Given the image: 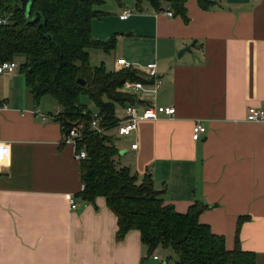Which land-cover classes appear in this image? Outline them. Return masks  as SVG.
<instances>
[{"label":"crops","instance_id":"obj_1","mask_svg":"<svg viewBox=\"0 0 264 264\" xmlns=\"http://www.w3.org/2000/svg\"><path fill=\"white\" fill-rule=\"evenodd\" d=\"M208 1L186 0V19L168 4L160 11L146 2L133 11L134 0L96 5L92 35L118 40L109 52L96 49L106 69L125 58L150 83L147 66L155 62V102L174 108L172 117L138 121L115 146L139 180L151 174L176 211L205 203L198 220L228 250L243 217L241 248L264 264V126L246 119L249 107L264 109V0ZM45 96L35 101L20 64L0 76V142L8 146L0 161V264H174L167 249L148 253L136 229L117 240V217L103 196L92 203L77 195L80 162L62 142L56 101L43 104ZM196 122L206 128L199 139L192 138Z\"/></svg>","mask_w":264,"mask_h":264},{"label":"trees","instance_id":"obj_2","mask_svg":"<svg viewBox=\"0 0 264 264\" xmlns=\"http://www.w3.org/2000/svg\"><path fill=\"white\" fill-rule=\"evenodd\" d=\"M100 1L33 0L27 12L18 0H0V62L22 57L26 86L36 102L45 95L56 101L55 119L63 131L74 121H89L91 110L81 103V94L88 95L103 116L105 132L86 131L80 143L87 156L79 161L84 187L77 195L92 203L103 196L117 217V240L136 229L148 253L171 249L174 264H255V253L243 250L238 238L243 217L237 222L235 246L228 250L224 238L198 220L208 207L205 203L195 201L180 213L164 203L149 172L139 180L129 167L116 162L118 149L108 131L117 124V107L135 103L134 96L118 88L126 80H146L131 66L108 70L103 62L90 64V49L109 52L116 45L115 34L107 40L92 35V20L101 16L96 9ZM122 1L116 0L118 4ZM145 2L157 11L168 4L186 19V0H134V6L140 10ZM198 2L202 7L210 3Z\"/></svg>","mask_w":264,"mask_h":264},{"label":"built area","instance_id":"obj_3","mask_svg":"<svg viewBox=\"0 0 264 264\" xmlns=\"http://www.w3.org/2000/svg\"><path fill=\"white\" fill-rule=\"evenodd\" d=\"M131 9H125L120 18H126L130 13ZM168 15H172L171 11L167 12ZM2 20L0 19V23ZM116 65L120 68L130 67L131 63L125 58H117ZM18 67V63L12 60H4L0 62V76L4 73H11ZM147 74L150 83H146L142 80H126L118 88L122 93L129 94L135 97V103H128L122 107V115L118 118L117 124L115 125L116 134L119 136H128L137 128V123L140 120H156L161 115L172 117L174 108L171 105H161L155 102V96L157 90L161 84V79L157 70L155 62L148 64ZM141 100V102H139ZM36 112V111H35ZM38 112V111H37ZM86 113V111H83ZM89 121L87 124L84 121H74L68 129H64L62 135V142L69 144L73 147V155L76 160L86 158V150L80 143L86 134V131L93 133L105 132L103 123V116L98 110L90 111L88 113ZM46 115L42 114V119H46ZM246 119L250 121L261 122L264 126V109L257 107H249L246 111ZM63 129V127H62ZM206 131L204 125L196 122L192 129V138L199 139L200 135ZM137 144H132L131 148H136ZM8 152V146L4 142H0V161L4 159V156ZM84 187V186H83ZM82 187V188H83ZM77 206L74 197L70 199V207L75 209ZM154 255V258H157Z\"/></svg>","mask_w":264,"mask_h":264},{"label":"rangeland","instance_id":"obj_4","mask_svg":"<svg viewBox=\"0 0 264 264\" xmlns=\"http://www.w3.org/2000/svg\"><path fill=\"white\" fill-rule=\"evenodd\" d=\"M135 10V7L133 8V11ZM118 42V40L116 39V43ZM124 43H125V41H123ZM100 51H96V49H91L90 50V55H89V60H90V64L91 65H99L100 63H101V61H100V58L98 57V53H99ZM103 56V55H102ZM16 59V61L18 62V65L20 64V62L22 61V57H20V56H16V58H14V60ZM118 69H120V67L119 66H116L115 67V69L114 70H118ZM52 100L54 101V99L51 97V96H49V95H47V96H45L44 98H43V104H50V103H52ZM80 101H81V103L83 104V105H85L88 109H90V110H94L95 109V105L92 103V101H91V99L88 97V95H86V94H81L80 95ZM55 102V101H54ZM116 112H118V113H120L121 112V109H120V107H117V109H116ZM110 134H113L114 133V130H110V131H108ZM114 136L116 137H114V144H116L117 145V147H120V146H122V145H125V142L124 141H122L123 140V138H124V136H119V135H115L114 134ZM128 155V153H126V154H122V153H120V152H118V155L116 156V162L119 164V165H121V166H123V165H125V166H127V161H128V159H129V156H127ZM168 251H164V255H165V257H168V256H170L169 254H171L172 256H175L174 255V253H173V251L171 250V249H167Z\"/></svg>","mask_w":264,"mask_h":264},{"label":"water","instance_id":"obj_5","mask_svg":"<svg viewBox=\"0 0 264 264\" xmlns=\"http://www.w3.org/2000/svg\"><path fill=\"white\" fill-rule=\"evenodd\" d=\"M18 1H20L24 6H26V11L28 12L33 0H18ZM189 49H190L189 47H186L184 50H189ZM184 50H181L178 55H180ZM79 82L81 84H84L83 80H79ZM139 102H141V100H139Z\"/></svg>","mask_w":264,"mask_h":264}]
</instances>
